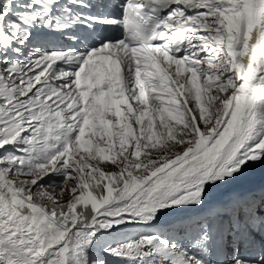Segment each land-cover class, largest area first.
Segmentation results:
<instances>
[{"label": "snow or ice", "instance_id": "obj_1", "mask_svg": "<svg viewBox=\"0 0 264 264\" xmlns=\"http://www.w3.org/2000/svg\"><path fill=\"white\" fill-rule=\"evenodd\" d=\"M257 170L264 0H0V264H264Z\"/></svg>", "mask_w": 264, "mask_h": 264}, {"label": "rangeland", "instance_id": "obj_2", "mask_svg": "<svg viewBox=\"0 0 264 264\" xmlns=\"http://www.w3.org/2000/svg\"><path fill=\"white\" fill-rule=\"evenodd\" d=\"M106 170H109V171H112V170H115V169H113V168H106ZM65 201L67 200V196H65Z\"/></svg>", "mask_w": 264, "mask_h": 264}]
</instances>
